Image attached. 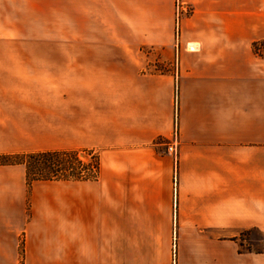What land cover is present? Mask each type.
Masks as SVG:
<instances>
[{
	"label": "crops",
	"instance_id": "crops-1",
	"mask_svg": "<svg viewBox=\"0 0 264 264\" xmlns=\"http://www.w3.org/2000/svg\"><path fill=\"white\" fill-rule=\"evenodd\" d=\"M118 13L114 50L79 51L78 0H0V156H98L29 187L0 165V264H264V0Z\"/></svg>",
	"mask_w": 264,
	"mask_h": 264
},
{
	"label": "rangeland",
	"instance_id": "rangeland-1",
	"mask_svg": "<svg viewBox=\"0 0 264 264\" xmlns=\"http://www.w3.org/2000/svg\"><path fill=\"white\" fill-rule=\"evenodd\" d=\"M122 6V0H78V50L79 51H100L114 50L111 45H103V42L115 40L119 34L127 36L128 31L124 27L120 28L118 22V7ZM127 7V6H124ZM180 5L177 15L180 16ZM128 14V13H126ZM257 51L264 56V42L257 43ZM128 50V49H127ZM147 56L151 51L148 46L141 48ZM254 51V50H253ZM146 68L151 71H165L171 67L160 61L149 62ZM83 150H89L85 153ZM78 158L82 161H88L97 154L92 149H77ZM241 250H257L261 246L257 236L252 233L241 235Z\"/></svg>",
	"mask_w": 264,
	"mask_h": 264
},
{
	"label": "trees",
	"instance_id": "trees-1",
	"mask_svg": "<svg viewBox=\"0 0 264 264\" xmlns=\"http://www.w3.org/2000/svg\"><path fill=\"white\" fill-rule=\"evenodd\" d=\"M264 42V40H263ZM257 43H253L254 52L263 57L257 51ZM85 153L89 150H83ZM79 151H43L26 155L0 156V165L22 163L26 169V182L29 187L33 181L65 180L84 181L96 179L98 173V156L88 161L78 158Z\"/></svg>",
	"mask_w": 264,
	"mask_h": 264
},
{
	"label": "built area",
	"instance_id": "built-area-1",
	"mask_svg": "<svg viewBox=\"0 0 264 264\" xmlns=\"http://www.w3.org/2000/svg\"><path fill=\"white\" fill-rule=\"evenodd\" d=\"M176 116H175V130H174V133H173V141H172V143L167 145V151H169L173 155L176 154V146H177V143H176L177 117Z\"/></svg>",
	"mask_w": 264,
	"mask_h": 264
}]
</instances>
